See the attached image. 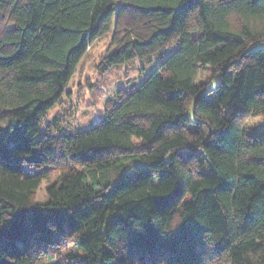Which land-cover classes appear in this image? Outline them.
I'll return each mask as SVG.
<instances>
[{"label": "trees", "instance_id": "16d2710c", "mask_svg": "<svg viewBox=\"0 0 264 264\" xmlns=\"http://www.w3.org/2000/svg\"><path fill=\"white\" fill-rule=\"evenodd\" d=\"M107 34L102 72L160 59L43 130ZM262 42L264 0H0V264H264Z\"/></svg>", "mask_w": 264, "mask_h": 264}, {"label": "rangeland", "instance_id": "374dc122", "mask_svg": "<svg viewBox=\"0 0 264 264\" xmlns=\"http://www.w3.org/2000/svg\"><path fill=\"white\" fill-rule=\"evenodd\" d=\"M110 37L111 34H107L89 47L77 67L67 93L45 115L43 130L64 133L89 127L104 116L109 102L117 97L120 89H129L143 81L160 59L161 54H155L143 62L136 59L102 72L98 69V64L109 49ZM259 45L264 46V42ZM211 73L209 68L205 69L200 74L199 81L206 80ZM251 124L257 133L264 134V118H256ZM45 199H47V191L46 185H43L38 191L37 200ZM66 241L67 239H61V243L56 248L60 247V249L54 252L55 259L63 264H73L66 255L70 243ZM215 259H210L211 264H220ZM52 263L54 260H47L45 264Z\"/></svg>", "mask_w": 264, "mask_h": 264}]
</instances>
